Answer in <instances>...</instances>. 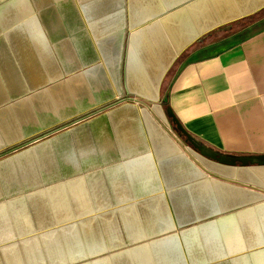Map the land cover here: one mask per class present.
<instances>
[{
  "label": "crops",
  "instance_id": "crops-1",
  "mask_svg": "<svg viewBox=\"0 0 264 264\" xmlns=\"http://www.w3.org/2000/svg\"><path fill=\"white\" fill-rule=\"evenodd\" d=\"M264 0H0V264H264Z\"/></svg>",
  "mask_w": 264,
  "mask_h": 264
},
{
  "label": "water",
  "instance_id": "water-1",
  "mask_svg": "<svg viewBox=\"0 0 264 264\" xmlns=\"http://www.w3.org/2000/svg\"><path fill=\"white\" fill-rule=\"evenodd\" d=\"M169 115L171 119L174 121L176 126V131L179 135H184V142L189 143L194 150H197L201 155H205L215 161H219L222 163L234 165V163H239L242 165L246 164H257L264 165V154H230L220 150L213 149L208 145L204 144L197 138H195L192 134L186 132L180 122L174 117L173 113L169 111Z\"/></svg>",
  "mask_w": 264,
  "mask_h": 264
}]
</instances>
